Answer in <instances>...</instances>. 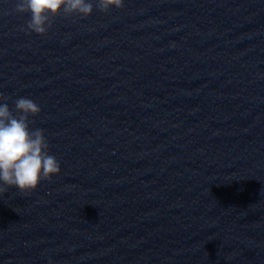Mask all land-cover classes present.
<instances>
[{
    "label": "clouds",
    "instance_id": "9594fccd",
    "mask_svg": "<svg viewBox=\"0 0 264 264\" xmlns=\"http://www.w3.org/2000/svg\"><path fill=\"white\" fill-rule=\"evenodd\" d=\"M125 0H15V12L29 14V34L47 35L54 18H87L94 9L108 14L114 7L122 9ZM10 97L0 93V194L10 188L22 194L35 191L41 181L50 180L61 170L42 128H30L31 117L38 116L40 106L27 97L17 98L15 111L6 102ZM49 264L52 261L49 260Z\"/></svg>",
    "mask_w": 264,
    "mask_h": 264
}]
</instances>
